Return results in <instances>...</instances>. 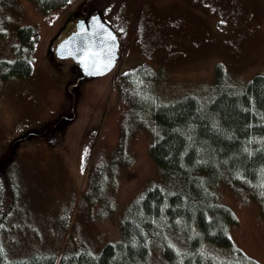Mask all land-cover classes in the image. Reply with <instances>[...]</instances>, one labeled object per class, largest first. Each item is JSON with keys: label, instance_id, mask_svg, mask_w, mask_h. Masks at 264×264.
Returning a JSON list of instances; mask_svg holds the SVG:
<instances>
[{"label": "rangeland", "instance_id": "rangeland-1", "mask_svg": "<svg viewBox=\"0 0 264 264\" xmlns=\"http://www.w3.org/2000/svg\"><path fill=\"white\" fill-rule=\"evenodd\" d=\"M7 1L0 9V60L23 51L32 72L0 77V159L8 156L4 170L19 195L9 219L13 240L8 243L9 228L2 238L12 245L4 246L9 258L86 246L98 252L118 238V222L133 199L161 180L149 154L157 132L143 106L150 97L204 96L222 75L241 86L264 73V0H149L151 11L140 6L143 0H68L47 11L37 0ZM96 11L115 33L122 56L109 72L91 77L77 64L72 72L67 59L58 64L49 47ZM250 18L256 24L248 25ZM25 24L36 32L26 49L16 34ZM179 37L192 43H179ZM158 67L163 71L154 79ZM129 72L143 76L135 83L120 80ZM68 112L59 145L29 133ZM231 187L221 184L218 191L237 217L232 239L264 264V219L250 194ZM153 257L162 263L159 252Z\"/></svg>", "mask_w": 264, "mask_h": 264}, {"label": "trees", "instance_id": "trees-1", "mask_svg": "<svg viewBox=\"0 0 264 264\" xmlns=\"http://www.w3.org/2000/svg\"><path fill=\"white\" fill-rule=\"evenodd\" d=\"M37 1L40 9L47 11L68 0ZM6 2L0 0V9ZM140 6L152 10L149 0ZM3 22L0 17V27ZM203 23L206 25L204 21L197 25L204 29ZM16 34L25 49L36 39L31 24L17 27ZM177 41L192 43L189 37ZM54 47V43L49 47L53 56ZM22 53L0 60L2 79L31 74V59ZM54 58L58 64L65 60ZM67 60L74 72L76 63ZM162 71L158 67L154 79H159ZM215 71L222 73L221 64ZM133 72L120 75V80L135 83L143 76ZM237 83L222 75L216 88L204 96L189 93L164 101L150 97L143 109L153 135L157 132L149 144V154L160 167L161 180L149 184L133 199L118 222V238L105 242L98 252L86 246L57 252L31 250L9 258L5 246L10 249L12 244L6 245L2 238L8 228L7 237L14 229L9 219L19 195L14 180L4 170L8 156L1 158L0 264H158L154 252L160 253V264H262L233 241L230 228L237 225V217L228 203L219 199L221 184L240 188L255 200L264 219V73L254 74L245 85L235 86ZM72 90L75 99L77 86ZM71 114H61L29 133L43 134L49 145H59ZM170 180L177 187L170 186ZM12 240L9 236L8 243Z\"/></svg>", "mask_w": 264, "mask_h": 264}, {"label": "water", "instance_id": "water-1", "mask_svg": "<svg viewBox=\"0 0 264 264\" xmlns=\"http://www.w3.org/2000/svg\"><path fill=\"white\" fill-rule=\"evenodd\" d=\"M118 39L100 12L78 21L75 29L55 47L56 56L71 58L87 76L108 72L120 57Z\"/></svg>", "mask_w": 264, "mask_h": 264}, {"label": "flooded vegetation", "instance_id": "flooded-vegetation-1", "mask_svg": "<svg viewBox=\"0 0 264 264\" xmlns=\"http://www.w3.org/2000/svg\"><path fill=\"white\" fill-rule=\"evenodd\" d=\"M250 21H253L252 18H250L249 22H248V25L250 24ZM254 22V21H253ZM255 23V22H254ZM256 24V23H255ZM253 25V24H251ZM255 27V26H254Z\"/></svg>", "mask_w": 264, "mask_h": 264}]
</instances>
